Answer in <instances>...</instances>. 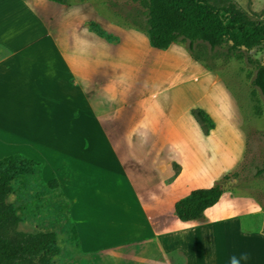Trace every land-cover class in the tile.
<instances>
[{
    "label": "rangeland",
    "instance_id": "374dc122",
    "mask_svg": "<svg viewBox=\"0 0 264 264\" xmlns=\"http://www.w3.org/2000/svg\"><path fill=\"white\" fill-rule=\"evenodd\" d=\"M233 1L264 19V0ZM66 10L75 14L70 21V31L77 33L73 40L88 51L93 49L94 61L102 56L101 69L97 70L94 63V78L67 76L59 80L58 87L51 85L46 90L48 96L34 92L35 108L41 105L50 120L44 126L18 127L36 134L26 132L29 141H19L13 148L0 143V158L20 154L42 164L33 177L18 176L11 182L7 203L17 209L22 220L17 230L53 232L59 253L51 258V264H187L182 253L159 252L151 242L94 248V216L100 232L112 229L117 233L116 242L123 241L134 218L132 190L122 176L109 171L110 166L124 163L129 169L140 170L139 174L143 170V175L163 177L165 187L172 183L175 172L183 173L190 179L184 180L179 189L193 182L195 186L213 185L224 175L236 172L237 187L230 193L255 199L264 213V173L256 175L264 168V99L253 84L255 62L264 61V52L253 50L224 64L218 61L216 71L210 72L186 61L184 53L192 60L185 51L187 43L174 44L169 54L162 55L146 49L133 37L135 32L147 40L145 35L126 28L131 24L129 17H144L147 0H72ZM55 12L58 21L63 14ZM89 21L117 36L118 44L106 48L103 40L85 28ZM3 28L0 26V35ZM16 30L14 27L11 33ZM21 39H17L19 46ZM2 48L0 60L8 55ZM47 54L52 56L51 52ZM175 101L178 107L172 108ZM208 103L212 112L203 108ZM94 106L112 111L110 125H97L101 131L116 132L105 142L94 141L90 120ZM192 108L202 109L214 128L218 125L212 139L201 134L190 116ZM144 115L154 124V133L148 129L143 140L130 141L129 125ZM169 118L177 125L178 138L168 135L172 125ZM79 150L83 151L84 162L76 158ZM227 155L231 165L227 171H220ZM53 179L57 186L46 188L44 184ZM160 209L163 217L169 214V204H162ZM111 236L106 234L98 241H115Z\"/></svg>",
    "mask_w": 264,
    "mask_h": 264
},
{
    "label": "crops",
    "instance_id": "0c3cea01",
    "mask_svg": "<svg viewBox=\"0 0 264 264\" xmlns=\"http://www.w3.org/2000/svg\"><path fill=\"white\" fill-rule=\"evenodd\" d=\"M53 12L56 15L62 12V20L56 21ZM74 15L66 7L46 0H0V26H4L0 46L8 53L0 60V143L6 147L13 148L19 141H29L26 132L35 134L30 130L22 132L18 127L44 126L50 120L41 105L35 108V94L50 95L46 90L51 85L58 87L59 80L67 76L76 79L94 78V63L97 70L101 69L102 56L98 55L94 61V50L88 51L81 42L73 40L72 37L77 34L70 31V21ZM14 27H17L15 34L11 33ZM133 37H137L146 49L154 50L137 33L133 32ZM18 38L24 39L20 46ZM103 45L106 48L113 47L105 41ZM174 47L171 45L166 51H154L162 55L169 54ZM49 52L52 56H48ZM183 55L194 68L198 66L185 53ZM31 79L35 81L31 82ZM171 106L178 107L177 102ZM203 108L209 112L213 110L209 103ZM53 112L56 115L57 109L54 108ZM111 112L101 106L92 109L90 120L94 125V141L105 142L106 137L116 134L114 130L105 129L104 132L97 127L100 122L106 127L110 125ZM141 118L128 127L131 129L128 133L130 141L143 140L142 137H146L150 131L148 129L154 133L152 121L145 115ZM169 120L172 125L168 135L178 138L177 125L171 118ZM217 126L210 132L208 139H212ZM21 137H25V140ZM76 154L77 160L84 162L83 151L79 150ZM230 162L231 157L227 155L220 171H227ZM124 164L110 166L109 171L122 176L130 192L132 190L130 196L134 197L135 202L131 212L134 218L130 220L123 241L116 242L117 233L112 229L107 233L100 232L98 220L94 216V248L141 241L144 245L153 243L162 253L178 251L186 256L187 264H230L231 257L241 258L243 254H247V259H240V264H264V213L258 201L246 195L225 193L214 206L205 210L203 222L184 224L173 216L174 203L191 190L212 185L195 186L193 182L179 189L184 180L190 179L182 173L165 187L163 177L158 179L151 174L143 175V170L139 174L140 170L129 169ZM206 172L210 175L211 169L208 168ZM164 203L169 204L166 217H163L160 209ZM106 234L112 235L115 241H98Z\"/></svg>",
    "mask_w": 264,
    "mask_h": 264
},
{
    "label": "trees",
    "instance_id": "16d2710c",
    "mask_svg": "<svg viewBox=\"0 0 264 264\" xmlns=\"http://www.w3.org/2000/svg\"><path fill=\"white\" fill-rule=\"evenodd\" d=\"M46 1L68 7L72 0ZM129 19L131 24L126 28L145 35L152 49L166 51L171 45L187 43L188 56L210 72L216 71L218 61L224 64L253 50L264 52V19L243 10L233 0H147L144 17L135 14ZM85 28L108 44L119 42L117 36L94 21L85 23ZM255 63L253 84L264 99V61ZM190 116L201 134L209 136L214 129L210 117L200 108H192ZM41 167V163L20 154L0 159V264H51V258L59 253L53 232L18 231L22 220L17 209L7 203L11 182L18 176L33 177ZM263 173L264 168L256 175ZM178 175L175 172L173 178ZM236 179L237 173L231 172L208 188L191 190L174 203L173 216L184 224L203 222L205 210L235 189ZM44 186L52 189L57 186V180Z\"/></svg>",
    "mask_w": 264,
    "mask_h": 264
},
{
    "label": "clouds",
    "instance_id": "9594fccd",
    "mask_svg": "<svg viewBox=\"0 0 264 264\" xmlns=\"http://www.w3.org/2000/svg\"><path fill=\"white\" fill-rule=\"evenodd\" d=\"M240 259H247V254H243L241 258L231 257L230 264H240Z\"/></svg>",
    "mask_w": 264,
    "mask_h": 264
}]
</instances>
